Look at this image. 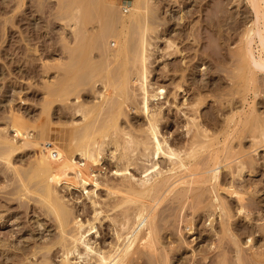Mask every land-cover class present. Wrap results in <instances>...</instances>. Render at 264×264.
<instances>
[{"label":"rangeland","instance_id":"rangeland-1","mask_svg":"<svg viewBox=\"0 0 264 264\" xmlns=\"http://www.w3.org/2000/svg\"><path fill=\"white\" fill-rule=\"evenodd\" d=\"M17 1L18 0H14V1L0 0V130L3 131L8 130L9 132L8 135H10V137H15V139L19 141L20 145L24 144L25 142V144L23 145L24 147L19 149L14 154L13 163L14 164L16 163L15 164L16 167L20 168L22 172L24 171L27 172V170L29 171V167H31L32 169V164L36 160L37 154L40 152L39 149L41 148L44 149L45 151L47 147L51 146V143L47 139H49L50 137L49 130H50V126L54 124L53 122L57 124L60 123L59 125L54 124L56 126H62V124L67 125L69 124L68 122L73 121L72 118L78 120L81 119L80 118L81 116L79 114H76V109H75L77 105L75 96L78 93V91L81 90L80 95L82 94L81 95L82 101L87 103L90 102L93 103L95 101V98L97 99L98 96V92H96V90L98 89L97 91L99 90L102 91L104 89L103 85H105L104 84L105 81H107L106 86L109 87L108 85L111 86L112 82H116L117 77L119 76L118 77L119 80L116 83H114V85L112 86L113 88H115L114 90H116V88L119 87L117 85H119L121 79L120 78L121 72H123L125 68H127L128 70L132 69L133 64L130 61L124 62L123 58H122L123 60L117 61L111 59L110 61L104 58V56L99 53L102 50L100 46L99 48L101 51L98 50L99 49L97 47L98 42L94 41L95 39L93 40V36L102 30L105 21L98 16L97 8H95V5H93L96 2L95 0L92 1V4L88 0L89 4L93 5L92 9H90V7L88 6L89 10L86 9L84 4H80L82 3V1L83 3H88L86 2V0H74V1L57 0L58 2L56 1V3L54 0H46V2L54 1L53 2L54 4L50 2V6L52 5L51 8L48 6L49 3H46L45 0H42L43 4L42 2L41 3H39L38 1L36 2V0H25L23 8L21 7L22 10L20 9V7H17L18 6L16 3ZM66 1H68V3ZM114 1L117 3V7H120V5L123 3L122 4L123 6L121 5L122 8L120 7L117 10L118 13H120L121 11L122 13L125 12V14L123 15L129 13L130 6L126 2L127 0H114ZM37 3L40 5H37ZM33 4L35 5L32 6ZM55 4L57 5L56 7ZM12 6L14 10L12 9ZM74 6L76 8H73ZM148 7H150L151 9L150 10L148 8L149 15L151 16L152 19V21L149 20L150 26L152 24L154 25L155 21L158 23V24L156 23V26L155 25L151 26V27H155V30L153 28V30L149 32V34L150 33L151 35L153 34L152 38L151 35L150 36L148 35L149 40L152 43L149 47V52H148L149 54H151L149 56L150 58L148 65H150L149 82L150 83L152 82L150 85L153 86L155 89H157L158 87L162 88L161 91L163 92L162 93L158 91V101L155 102H157L159 105H157L156 103L155 105L152 104L154 105L153 108L160 106L162 107L161 108L162 112L160 116H158L161 118V120L159 118V125H160L159 127L160 130L162 131V137L166 138L167 142L170 145H173L175 149L177 148H180V150L186 149V151L191 150L189 149L191 147L190 144H192L193 141L195 140L196 141L197 140L204 141L205 139L211 140L209 142H205L206 143L205 147H198V150L195 155L191 157H186L187 160L195 161L196 163L195 162L194 163L196 167L201 168L205 164L204 159L206 160V162L209 159L208 157L210 156L208 154H211V151L213 152L215 149H219V148L222 149V147L224 146L223 142L226 139L225 137L230 135L234 129L238 128V125H236L235 127V122L237 121L238 114L239 116H242L243 119L247 118L248 115H252V114H256L257 116H261V118H264V91H263L264 68L257 67L256 70H259L257 71L258 74L255 73L254 75H252L248 73L246 77L239 76L241 72L239 70L240 55L242 54L241 51L245 49V45H246L245 43L246 39L244 38L245 39L244 40L243 37H245V33L247 29L250 27V25L253 26L254 24L253 21L255 22V19L257 18L256 11L253 10L254 8L252 7L251 0H149ZM37 8H40L39 11L42 9L41 11H43L44 14L40 15V13L43 12L41 11L37 12L38 11ZM57 8L59 9L57 10ZM24 10H26L27 12L26 15L22 14L19 17L20 19L19 18L17 19L15 17L13 18L14 14H17L18 16L21 14V11ZM152 10L153 12L154 11L156 12L152 13L151 12ZM54 11L56 12L54 13ZM61 11L64 13H61ZM76 12L79 13L80 19L83 21L82 22L80 20V22L83 23V25L80 22H78L79 23L78 28L80 32L82 29L84 30L86 27L88 29V33L87 32H86L87 34L85 33L86 38L84 37L80 40L77 38V40L73 42V40H75L76 38H73L75 34L74 33L71 34V32L75 27L73 25L74 24L73 20L76 17V14H78ZM94 13L96 15H94ZM56 14H57V18H56ZM39 15L41 16V18ZM154 16L158 18H154ZM97 17L100 18V19L98 18L100 22L97 20ZM85 20H86V24H85ZM260 20L262 21H259L260 23L258 24V26L259 27L261 26L260 28L263 29L264 31V14L262 15V18ZM69 26L70 28H72L71 31L69 29ZM135 27L133 29L131 28L130 30L131 33L129 34L131 36L130 39L131 38L133 39L135 37L133 40L131 39L133 44L137 42L140 32V29L136 27L137 28L136 30ZM63 29L65 30V33ZM110 29L113 31L115 30L113 26L110 27ZM91 30L94 32H92ZM134 31H136V33ZM91 33L93 35H91ZM254 34L252 37L251 46H253L254 50L257 51L259 45L258 42L259 36L257 33H256L257 35ZM64 38L66 39L69 38L70 40L72 39V41H69V39L65 40ZM111 39H112L111 40L112 43L110 44V48L115 49L118 46V42L116 45L115 42L117 40L116 39L114 40V38ZM68 42L72 44L69 45ZM171 43L174 44L171 45ZM243 44L245 45L244 48L242 49ZM76 52L77 54L80 52V56L79 55L77 56ZM73 55H75L76 57ZM233 56H235L236 58L238 56V58L236 59ZM69 57L70 59H68ZM92 57L95 60H93ZM71 58L73 59L71 60ZM77 58L78 60H76ZM74 59L76 64L75 63L73 64L72 62L74 61ZM103 60L105 63L107 60V63L105 64ZM112 60L117 61L114 62L115 66L112 65L113 63ZM71 62L72 64H70ZM124 63L125 64L129 63L130 67H128L129 66L128 64L127 66ZM108 64L112 68L108 66ZM99 65L101 68L103 67L102 69L105 70L100 71L101 68L98 67ZM177 65L178 67H180V65L182 66L178 68ZM91 66L92 69H88L91 68ZM96 67L97 69H95L96 71H94L93 68ZM105 67L107 69H110V71L107 70V73H105L106 72ZM114 67H116L117 70ZM183 67L185 68L183 69ZM181 68L182 71H179V69ZM86 69L88 70V72L86 71ZM236 69L239 71H237ZM84 70L85 73L82 72ZM89 70H91L92 73ZM98 70L101 73L100 72L98 73ZM81 72L82 74H80ZM89 72L91 74H89ZM111 72H115L116 74L113 75L114 73L111 74ZM117 72L119 75L117 74ZM64 73L68 77L72 73H75L76 80H78L80 77V79H85L84 81L86 82L84 85L77 86L78 87L77 89H75L73 86H69V90L65 91V92L70 91L71 93L69 95L63 94L62 97H58L59 99L56 96H54L53 98H49L47 94L48 92L46 91L47 90L46 86L51 84L53 80L55 86L56 87L59 86L58 83L60 82V80L66 77ZM87 73L89 74L91 81H89L90 79L87 78ZM107 74H110L112 79L113 77H116L114 78V81L111 78L108 79L110 76H107ZM84 75H86V77ZM250 75L253 78V80H251V77H249ZM172 76H174V78ZM248 78L250 79L251 82L248 80ZM80 79L79 81H81ZM98 79L102 81L103 85L101 84V81ZM255 79L258 80V83L257 82L254 83V81H256ZM94 80L96 82L98 81L99 82L96 83ZM92 83L93 85H91ZM131 83L132 85L131 84L130 85L131 86L134 85L133 86L134 88L132 87V89L131 88L129 89L130 97H132L131 98L132 100L130 98L129 100L133 103V105L130 101L129 103L127 102L128 101V97H127L126 102L124 103L126 104L125 106L127 107H125L123 104V110H124L123 114H121V116L119 115L120 117L114 116V119H112V121L117 119L116 120L118 121L117 124H119L118 126H120V128L123 131L128 130L133 135L139 136L145 134L142 130L145 129L148 120L145 117V114L141 113L142 111L139 108L141 93H140V89H138V85H139L138 81H131ZM178 83H182L183 85V88L181 90L176 87V84ZM257 85L259 89L257 88ZM249 87L252 89V91L249 89ZM113 88L110 87L108 89L113 90ZM197 88L199 89V91L201 90L200 93H198ZM91 89H94L93 92L90 91ZM237 90H240L241 92ZM94 91L96 92L95 98H94L95 96ZM57 92L54 93L53 95H56ZM132 94H135V96L137 97H135ZM114 96L117 97V95ZM114 96H113V100L117 99L114 100L115 103L111 102L112 99L109 102L110 104L114 103V105L112 104L110 105V107H108L109 104L108 106L106 105V107L109 109L105 108L104 106L106 111H109V114H106V112L104 111L105 109H103L105 115H103L104 112L102 111L99 114V116L103 115L105 119L107 118L106 120H110L109 122H111L110 118L116 114V112L114 111L116 110V106H118V103L122 100L120 97L116 98ZM66 97H68L69 99H67V101H64ZM63 104H65V106ZM254 104H256V106ZM111 108L112 109L115 108V109L111 110ZM137 108H139L138 111L136 110ZM42 109L45 111H43ZM12 110L26 116V118L28 119L27 121L29 122L30 125V130L33 129L32 132H34L36 136L39 135L38 138L40 139V141H42L40 142L41 145L38 143L39 145L37 144L35 146L29 140L28 136L26 140V135H24L25 138L24 137L22 138L20 135L16 136V131L12 127H10L9 129H3L5 127L7 128V125L10 123L9 115ZM110 110L114 112H111L110 114ZM41 111H43V114ZM254 111H256L257 113ZM95 114L97 115V113H94V115ZM232 114L236 115L235 116L236 119L233 122H231L230 127H228L229 125H227V119H229V117H232ZM107 115L108 116L111 115L109 116L110 118H108ZM193 117L195 118L194 119L195 121L193 120ZM99 118L102 119L101 116ZM118 118L120 119V121L118 120ZM37 121H39L40 123L39 122L34 123ZM101 121H104V119ZM185 123H189L190 129H192L190 130V133L186 132L187 127ZM248 125H246L247 126L245 127L246 129L244 128L243 125L244 128L243 131L242 130L239 131L237 133L238 134L237 136L235 135H232L230 137L228 136L229 139L227 140V142L226 141L225 142L226 144L228 143L230 146L234 145L233 147L234 150L232 151L233 155L237 153V156H239V154L241 153V155L244 156L243 158H245L248 161H251L250 156L255 157L256 155V157L254 158L255 160H253V162L255 163L253 165H255L256 167L252 166L251 168L250 166H247L249 168L246 167L242 171H239V169H237L236 167L237 166L236 162H233L232 163L233 169L232 167H225V168L221 167V172H220L221 174H220V178L218 179L220 182L219 184L221 183L223 184V187L222 185L221 187L218 186L219 197L221 198L222 201L224 200L223 202L225 203L226 207L229 208L230 212L235 214L234 218L232 217L233 220L232 219L230 220L231 222L233 221L232 230L236 233L237 237L241 239L239 243L240 244L242 243L241 258L242 259L245 258V260L243 259L244 264L246 263L251 264L252 260L255 261L264 260V254H263L264 231L262 230L264 229V224H263L264 223V146H260L259 150L257 149V151L255 152H252V150H250L253 149L251 148V146L254 140L252 136L249 135L250 133L252 134V130H251L252 128H249L250 126ZM240 126L241 125H239V127ZM202 128L205 129L204 132ZM112 130L113 128L111 127L109 131ZM205 131L206 134L208 135L207 138L203 136V133H205ZM200 132H202V134ZM196 133L199 138L195 137L197 136ZM192 135L194 136V138ZM192 138L195 140H192ZM23 139H25L26 141H24ZM215 140L217 141V143ZM218 140L221 141L219 142ZM214 141L216 144L213 143ZM257 142H259L258 144H260V140ZM214 144L217 146H215ZM209 145L210 148L208 147ZM114 148H116L115 145L112 144H110L109 146L106 145L105 148L103 149L104 151L101 150L103 152L102 154L99 152V150L97 151L98 153H100V156L95 152L97 156L95 155L92 158L94 161L95 159L98 160H96L97 162L96 161L93 162L94 164L92 163L94 166L92 165L91 167L92 169L90 168V171L92 170L91 173H94L96 175L95 176L93 174L94 178L97 179V176L100 177V178L98 177L97 180L98 182H100V180L101 182H104L103 185L100 184L99 185L100 187L97 188L96 186H94V184L91 183L86 184L87 186L86 190H92V188L95 190L96 188L95 192H91L90 195L94 199L95 197L98 198L96 199L98 205L101 202L99 206L97 205L98 206L97 208L99 207L103 208L102 213H100L102 214L100 215V220H97L98 222L96 221L99 232L98 234L93 235V239H95L97 246L102 247L103 245L102 248L103 249L106 248L107 250L108 248H111L110 247L111 245L113 247V245L117 242V238L115 237L116 235L115 230L120 229L118 228L119 226L118 222L120 221L119 218L122 219L127 214L126 212L128 211H130L128 212V214H130L131 212L134 213L133 210H135L134 208L136 207L135 204L132 203L130 204L129 202L128 203L125 202L123 203V205L121 204L122 206L120 205L117 206L116 208L114 207L115 203L116 204L121 203L123 199L127 197L128 192L131 193L129 190H127L128 187H125L126 190L123 187L124 190L122 191L123 188L120 185L122 183L128 184L127 179L124 180L122 176L116 175L114 173V171L118 167H122L124 165L123 162L125 163L124 160L126 159L122 157V153L124 154L126 150V153L129 151L128 153L132 155V158L134 157L132 160L133 164L130 166V170L132 173H134V176L137 178L139 175L142 176L144 170L143 168H145L146 165H150L149 162L146 161L145 157L142 154H140L143 151L141 147L137 148L139 150L133 149L136 152H134L131 148L130 150H128L129 148H125L122 146L118 147L119 150L118 148L115 149L116 150L115 152ZM240 149L241 151H239ZM51 151H52V155H55L57 152L55 149ZM76 157L78 161L81 160L79 154H77ZM114 157L116 158L114 159ZM4 163L5 162L2 161V159H0V264H42L41 261H44L48 256L50 257V259L49 260L47 259L48 260V261L46 260L47 262H49L50 264L51 263L60 264L63 255L62 248H60L58 245L55 246L53 245L49 254H45L48 252H46L45 249L43 250L40 249V247H38V245L44 246L45 243H49L50 241L51 244L54 241V239L56 240L57 237H59L58 236L59 232H57L58 229L56 226L57 221L55 222L54 220L55 217L51 215L52 214L51 212H50L51 214L49 213L48 211L49 209L47 207L45 208V205L43 207L42 206L40 207L42 203L39 202L38 200L39 197H37L38 195H36L37 193L27 194L29 196L25 194L23 196L22 193H21L22 196L21 194L19 195L20 192H18L17 191L18 188H16L17 186L19 187L18 185L20 183L19 176L16 174L15 170H13L12 166L10 168L6 166L7 165L6 163L5 164ZM160 164L162 168L165 167L164 169H166L167 166L170 164V161L165 157H161ZM234 169L235 171L237 169L236 172L234 171L235 173H233ZM13 173H15V175ZM72 176L73 179L77 181V179L74 178V174H71V177ZM76 181L74 182L72 178H70V180L62 178L59 180V182H56L57 184L55 186L59 191L58 193H60L59 195H61L62 197L65 196V198L68 199L67 200L64 198L67 204L70 202L69 207L71 209L74 207V209H72L74 210V212L77 210L75 214L76 215L78 214L79 218L86 221L87 218L92 219L94 217L93 214L94 207L92 206L90 198L86 197L87 194L83 193L86 190H82L83 187L77 184ZM105 182H107V184H112L116 186H118L117 183L120 182L118 188L121 190V192L119 191L112 194L105 185ZM232 184L234 186H232ZM229 185L232 186L231 189H229V191L235 189L240 192H246V194L245 193L243 194L245 196L243 204L245 203V205L248 206L249 211L248 210L242 211L241 213L237 212L240 206L239 204L240 201L237 200L238 197L236 194L231 193V191L229 192L228 190L224 189V187L226 186L229 187ZM204 186L205 184L195 185L194 190L192 189V191L185 193V195L181 196L182 192L184 194L185 191H183L181 188L183 187V185H179V187H177V190L172 192L173 194L171 193L172 195L170 194L168 198L166 197V199L164 200L165 202L162 201L163 203L160 204L157 210V212L159 213L156 212L158 214L156 217V226L157 229L160 228L157 230L158 231L157 239H159V241L157 240L156 245L158 248L157 249L158 253L157 251L155 254L149 253V251L147 252V249H144V251H142L143 250L142 247H137L138 249L136 248L135 250H139V249L141 250L134 251L133 254L129 255L130 257L128 256L129 258L127 257L129 264L131 263L132 264L133 263L134 264H161V263L162 264H218V263L239 264L238 256H237L238 255L237 248L235 247V244H233L234 242L232 240V237H229V235L227 234H225L226 235L225 236L223 233H221L222 231H220L222 230L220 224V217L219 215H217V212L214 210V204H216V201L214 202V198L213 199L211 198L214 197L213 195H215L214 193L216 192L212 190L211 187L212 185L210 183H206V186L205 187ZM13 190L16 191L15 194L13 193L14 192ZM180 190L182 192L178 193ZM94 193H96L95 195L97 196H95ZM125 193L126 195H124ZM201 193L203 196L201 195ZM83 194L85 195L84 197ZM208 195L210 196L208 197ZM183 200L185 202H182ZM208 201L209 203H207ZM225 201H227L229 205ZM104 202L106 203L103 204ZM71 203L73 204V206ZM183 203L185 205H183ZM85 205L87 208L84 207ZM201 206L205 208L203 209L201 208ZM207 207H209L210 209L208 208L209 209L208 210ZM211 210H213V212ZM103 215L105 216L104 219H103L104 217ZM107 215H109L110 217H107ZM110 218L112 219L115 218V219L112 221L110 220ZM221 236L223 237V240ZM253 237H255L257 240L253 243H249L250 241L249 239ZM50 244H46V245H50ZM107 245L108 247H106ZM31 250L33 252H36L35 256L34 254L33 256H31L33 253ZM260 251H262V253ZM255 253L259 254L260 258ZM159 254L162 255L160 256ZM220 254H222V256H220ZM45 255H47L46 258ZM245 256H247L248 258L251 257L253 258L248 260V258ZM167 257L168 260H166ZM152 260L153 261L157 260V261L153 262ZM125 261L121 263L128 264L127 263L128 261L126 262ZM223 261L226 262L224 263ZM255 261L254 263L253 262L252 263L257 264V261L256 262ZM43 263L45 264V262Z\"/></svg>","mask_w":264,"mask_h":264},{"label":"bare ground","instance_id":"bare-ground-1","mask_svg":"<svg viewBox=\"0 0 264 264\" xmlns=\"http://www.w3.org/2000/svg\"><path fill=\"white\" fill-rule=\"evenodd\" d=\"M14 1V0H13ZM41 3L42 0H36V2ZM55 3L57 0H54ZM53 1V2H54ZM74 1V0H71ZM92 4L93 0H89ZM96 2L93 4L95 5V8H97L98 11V16L103 19L104 22V26L102 28L101 31H99L97 34H95L93 36V40L98 42V48L100 46V48L98 49L101 55L104 56V58L108 59L111 61V59L113 60H123L124 62L126 61H130L133 64L132 69L128 70L127 68H125V70L123 72H121V79L119 82V86L118 88H116V90H114L115 88H113L112 86L114 85V83H116L119 79L117 77L116 82H112L111 86L108 85L109 87H107L106 82L105 81V85L101 84L104 86L102 91H97L98 92V96L97 99L96 97V92H95V101L92 103H87L81 100V95H80V91H78V93L75 96L77 105L75 107L76 109V114H79L81 117V119H73V121L68 122L69 124L67 125H63L62 126H56L54 124H57L55 122L51 123L53 125L50 126V137L49 139H47L50 143L51 146L47 147V149H39V153L37 154L36 160L33 162L32 164V169L31 167H29V171L27 170L22 172L20 170V168L16 167V163H13V156L14 154L21 149L22 147H24L23 145L25 144H19V141L17 139H15V137H10L8 130L3 131L0 130V159H2V161H4L8 166L11 168H13V170H15L16 174L19 176V180L20 183L19 187L16 184V188L19 193V195L22 193L23 196L24 194L27 195L29 193H37L36 195H38L37 197H39V202L42 203L40 205V207L45 205V208L47 207L49 210V213L51 215H53L57 229L59 232L57 239L50 244L49 243H45L44 246H39L40 249H45L46 252L45 254H49V252L52 249V246L54 245H58L60 248H62L63 250V255L60 261V264H120L121 262L125 261L126 258L130 255L133 254L134 251H139V250H135L137 247H142L144 251V249H147V252L149 251V253H153L155 254L157 251V240L159 241V239H157V226H156V217H157V210L158 207L160 206V204H162L166 197L168 198V196H170V194L174 191L177 190V187H179V185H183L182 190L185 191L184 194L183 192L180 190L178 193L182 192V195H185V193H188L190 191H192V189L194 190L195 185H203L206 183H210L212 186V190H214L216 193H214L215 195H213L214 197H211L212 199L214 198V202L216 201V204H214V210L217 212V215H219L220 217V224L222 227V231L221 233H223L224 235L227 234L229 235V237H232L233 240V244H235V247L237 248V256H238V263L239 264H244L243 259L245 260V258H241V253H242V248H241V244L240 242V238L237 237L236 233L232 230V223L230 219L233 220L235 214H233L232 212H230L229 208L226 207L225 203L221 200V198L219 197V187H223V184H219V178H220V172H221V167H232V163L236 162L237 164V169H239V171H242L243 169H245L247 166H250L252 168V166L256 167L253 160H255L254 156H250L251 157V161L246 160L245 158H243L244 156L241 155V153L239 154V156H237V153L233 155L232 151L234 150V145L230 146L228 143L226 144L227 140L229 139L230 136L235 135L237 136L239 131H243V129L245 127H247L246 125L250 126L249 128H252V134L248 133L249 135L252 136L253 138V143L250 149L252 150V152L257 151V149L259 150L260 146H264V118H261V116H257L256 114H252V115H248L247 118H242V116L237 117V121L235 122V127L236 125H238V128L234 129L230 135H227V137H225V143L223 142L224 146L222 147V149H215L213 152L211 151V154H208L210 157H208L209 159L206 160L204 159V165L199 168L195 166V161H190L187 160L186 157H191L193 155L196 154L198 147H205L206 143L205 142H209L211 140H204V141H199V140H195L192 138L193 141L191 145V147L189 149H191L190 151H186V149L184 150H180V148L175 149L173 147V145H170L167 142V139L162 137V131L160 130V125H159V118L158 116H160L161 114V106L160 107H156L153 108V106L155 105V103L157 105H159L157 102L158 101V91L162 92V88H157L155 89L153 86H151L149 82V56L151 54H149V47L152 44L149 40V36L151 35V33L149 34V32H151L155 27H151L150 26V22L149 20L152 21L151 16L149 15V9L150 7H148L149 4V0H127V4H129L130 9H129V13L126 15L125 12L122 13V11L118 13V9L121 7H117V3L114 0H95ZM10 2V1H9ZM35 2V3H36ZM46 2V0H45ZM50 2L48 1L46 3H49V7L51 8L52 5L50 6ZM53 2H51L52 4H54ZM58 2V1H57ZM62 2V1H61ZM60 2V3H61ZM68 3V1H66ZM86 2H88V0H86ZM252 2V7L254 8L253 10L256 11V15L257 18L255 19V22L253 21V26L250 25V27L247 29L246 33H245V37H243V39H246V45L243 44L242 49L244 48L245 45V49L242 52V54L240 55V63H239V70L241 71L239 76L242 77H246L247 74H252L254 75L255 73L258 74L256 70L257 67H263L264 68V31L263 29H261L258 24L260 23L259 21L262 18V15L264 14V0H251ZM17 7H21L23 8V5L25 3V0H18L17 2ZM65 3V2H64ZM15 4V3H14ZM43 4V2H42ZM41 4V5H42ZM80 4H84L86 9L89 10L88 6L90 7V9H92L91 4L88 3H80ZM35 4H33L32 6H34ZM37 5H40L37 3ZM45 5V4H44ZM78 5V3H77ZM76 5V7H77ZM119 5V4H118ZM47 6V5H46ZM47 6V7H48ZM57 5L55 4V7ZM70 6V5H69ZM123 6V5H122ZM39 7V6H38ZM54 7V8H55ZM68 7V6H67ZM75 6L73 8H76ZM35 8V7H34ZM44 8V7H43ZM122 8V7H121ZM129 8V7H128ZM127 8V9H128ZM149 8V9H148ZM13 9V6H12ZM11 9V10H12ZM38 11L40 12L39 9L37 8ZM53 9V8H52ZM50 9V10H52ZM59 8H57L58 10ZM72 9V8H71ZM126 9V8H125ZM153 9V7H152ZM10 10V11H11ZM14 10V9H13ZM18 10V9H17ZM22 10V9H21ZM49 10V11H50ZM56 10V9H55ZM85 10V9H84ZM124 10V9H123ZM151 10V9H150ZM156 10V9H155ZM68 11V10H67ZM91 11V10H90ZM94 11V10H93ZM125 11V10H124ZM43 12V11H41ZM56 11H54L55 13ZM66 12V11H65ZM87 12V11H86ZM89 12V11H88ZM152 13L156 12L153 10L151 11ZM46 13V12H45ZM52 13V12H51ZM59 13V12H58ZM61 13H64L61 11ZM72 13V12H71ZM78 13V12H76ZM93 13V12H92ZM22 14L26 15L27 12L26 10L21 11V14L17 16V14H14L13 18H19ZM44 14L43 13H40ZM86 14V13H85ZM38 15V14H37ZM39 15V16H40ZM51 15V14H50ZM71 15V14H70ZM73 15V14H72ZM83 15V13H82ZM81 15V16H82ZM87 15V14H86ZM94 15H96L94 13ZM63 16V15H62ZM69 16V15H68ZM150 16V19H149ZM64 17V16H63ZM90 17V16H89ZM97 17V20L98 18ZM183 17V16H182ZM41 18V16H40ZM56 18H57V14H56ZM68 18V17H67ZM72 18V17H71ZM99 18V19H100ZM154 18H158L155 17ZM20 19V18H19ZM83 19V18H82ZM181 19V18H180ZM179 19V20H180ZM183 19V18H182ZM52 20V19H51ZM66 20V19H64ZM62 20V21H64ZM80 16L79 13L76 14V17L74 18L73 22H74V28L71 32L75 34V36L73 38H76L74 41L77 40V38L80 40L82 38L85 37V33H88V29L85 27V29L79 30L78 28V22H80ZM102 20V21H103ZM53 21V20H52ZM60 21V20H59ZM61 21V22H62ZM82 21V20H81ZM99 21V20H98ZM181 21V20H180ZM83 22V21H82ZM100 22V21H99ZM63 23V22H62ZM81 23V22H80ZM96 23V21H95ZM152 23V22H151ZM156 21L154 23V25L156 26ZM70 24V23H69ZM72 24V23H71ZM83 25V23H81ZM85 24H86V20H85ZM84 24V25H85ZM100 24V23H99ZM98 24V25H99ZM158 24V23H157ZM252 24V23H251ZM89 25V23H88ZM153 25V26H154ZM160 25V23H159ZM63 26V25H62ZM72 26V25H70ZM69 29L71 31L72 28ZM87 26V25H86ZM115 29L114 31L110 29V27H112ZM137 27L140 29L139 32V36L137 39V42L133 44L131 39H130V33H131V28L133 29L134 27ZM65 27V26H64ZM80 27V25H79ZM135 27V28H136ZM159 27V26H157ZM48 28V27H47ZM46 28V29H47ZM55 28V27H54ZM84 28V27H83ZM95 28V27H94ZM136 28V30H137ZM90 29V27H89ZM93 29V28H92ZM101 29V27H100ZM138 29V30H139ZM64 30V29H63ZM94 30V29H93ZM67 31V30H66ZM68 31V32H70ZM83 31V32H82ZM92 31V30H91ZM96 31V30H95ZM133 31V30H132ZM67 32V33H68ZM94 32V31H92ZM112 32V33H111ZM136 33V31H134ZM133 32V33H134ZM65 33V30H64ZM66 33V34H67ZM86 33V34H87ZM90 33V31H89ZM134 33V34H135ZM155 33V32H154ZM258 34L259 36V45H258V49L257 51L254 50L253 46H251L252 44V37L253 34ZM65 34V35H66ZM254 34V35H255ZM256 34V35H257ZM69 35V34H68ZM91 35H93L91 33ZM149 35V36H148ZM153 35V34H152ZM151 35V38H152ZM155 35V34H154ZM67 36V35H66ZM70 36V35H69ZM90 36V35H89ZM135 36V35H134ZM68 37V36H67ZM72 37V36H71ZM92 37V36H91ZM90 37V38H91ZM156 37V36H155ZM70 38V37H69ZM68 38V39H69ZM86 38V37H85ZM114 38V40L116 39L117 41L115 42L117 45L118 42V46L116 47L115 45V49H111L110 48V44L112 43V39ZM135 38V37H134ZM133 38V39H134ZM255 38V37H254ZM257 38V37H256ZM65 40H68L66 38H64ZM110 39V40H109ZM132 39V40H133ZM154 39V38H153ZM244 39V40H245ZM89 40V39H87ZM92 40V41H93ZM136 40V39H135ZM176 40V39H175ZM69 41H72V39ZM85 41V40H84ZM100 41V43H99ZM173 42V41H172ZM69 43V42H68ZM76 43V42H75ZM80 43V42H79ZM256 43V42H255ZM72 43H69V45ZM83 44V43H81ZM80 44V45H81ZM95 44V43H94ZM174 43H171V45H173ZM177 44V42H176ZM87 46V45H86ZM90 46V45H89ZM93 46V44H92ZM178 46V45H177ZM257 46V45H256ZM78 47V45H77ZM192 47V46H191ZM74 48V47H73ZM83 48V47H82ZM81 48V49H82ZM91 48V47H90ZM180 48V47H179ZM78 49V50H81ZM77 50V51H78ZM69 51V50H68ZM180 51V50H179ZM57 52V51H56ZM151 52V51H150ZM182 52V50H181ZM180 52V53H181ZM66 53V52H65ZM73 53V52H72ZM85 53V52H84ZM98 53V55H99ZM77 54V52H76ZM88 54V53H87ZM86 54V55H87ZM97 54V53H96ZM237 54V53H236ZM80 56V52L77 54V56ZM172 55V54H171ZM184 55V54H183ZM75 56V55H73ZM82 56V55H81ZM97 56V55H96ZM95 56V57H96ZM186 56V55H185ZM68 57V55H67ZM66 57V58H67ZM76 57V56H75ZM94 57V58H95ZM235 57V56H233ZM63 58V57H62ZM79 58V57H78ZM78 58L76 60H78ZM101 58V57H100ZM123 58V59H122ZM183 58V57H182ZM185 58V57H184ZM236 58V57H235ZM238 58V56H237ZM236 58V59H237ZM64 59V58H63ZM70 59V57L68 58ZM73 58H71L72 60ZM86 59V58H85ZM84 59V60H85ZM93 59V57H92ZM67 60V59H66ZM65 60V61H66ZM95 60V59H93ZM112 60V61H113ZM63 61V60H62ZM70 61V60H69ZM98 61V60H97ZM117 61H113L112 65H114V62ZM122 61V62H123ZM237 61V60H236ZM68 62V61H67ZM73 64L75 63V59L74 61H72ZM72 62L70 64H72ZM85 62V61H84ZM104 62V60H103ZM61 63V62H60ZM78 63V62H77ZM95 63V62H94ZM98 63V62H97ZM102 63V62H101ZM105 63V62H104ZM107 63V60H106ZM105 63V64H106ZM110 63V65H111ZM119 63V62H118ZM76 64V63H75ZM89 64V63H88ZM104 64V65H105ZM116 64V63H115ZM122 64V63H120ZM125 64V63H124ZM123 64V65H124ZM129 65V63H126L125 65ZM187 64V63H186ZM61 65V64H60ZM64 65V64H63ZM82 65V64H81ZM80 65V66H81ZM95 65V64H94ZM103 65V66H104ZM108 64V66H110ZM119 65V64H118ZM127 65V66H128ZM72 66V65H71ZM85 66V65H84ZM83 66V67H84ZM115 66V65H114ZM182 65H180L181 67ZM77 67V66H76ZM99 68L100 65L98 66ZM107 67V66H106ZM105 67V68H106ZM111 67V66H110ZM117 67V66H116ZM116 67H114L116 69ZM130 67V65L128 66ZM178 67V65H177ZM178 67V68H180ZM188 67V66H187ZM238 67V66H236ZM85 68V67H84ZM83 68V69H84ZM103 68V67H102ZM100 69L101 70H105V69ZM108 68V67H107ZM106 68V72L107 70L110 71V69ZM112 68V67H111ZM176 68V67H175ZM185 67H183L184 69ZM81 69V68H80ZM88 69H92L88 68ZM96 68H93L94 71H96ZM127 69V70H126ZM188 69V68H186ZM114 70V69H112ZM111 70V71H112ZM117 70V69H116ZM237 70V69H236ZM237 70V71H239ZM263 70V69H262ZM73 71V70H72ZM71 71V72H72ZM86 71L88 72V70L86 69ZM91 73L92 71L89 70ZM98 70V73L100 72ZM102 71V72H103ZM120 71V70H119ZM118 71V72H119ZM176 71V70H175ZM179 71H182V68L179 69ZM57 72V71H56ZM55 72V74H56ZM83 73H85V70L82 71ZM82 72L80 74H82ZM89 72V74H91ZM117 72V74H118ZM58 73V72H57ZM101 73V72H100ZM114 73V74H113ZM151 73V71H150ZM59 74V73H58ZM65 74V73H64ZM89 74L87 73V78H89L91 81V78L89 76ZM111 74L115 75V72H111ZM237 74V73H236ZM47 75V74H46ZM66 75V74H65ZM119 75V74H118ZM62 76V75H61ZM81 76V75H80ZM86 77V75H84ZM83 76V78H84ZM99 76V75H98ZM97 76V77H98ZM106 76V75H105ZM107 76H110V74H107ZM175 76V75H174ZM174 76H172L174 78ZM183 76V75H181ZM187 76V75H186ZM54 77V76H53ZM59 77V76H58ZM94 77V76H92ZM251 77V75L249 76ZM257 77V76H256ZM254 77V78H256ZM57 78V77H56ZM78 78V77H77ZM82 78V77H81ZM107 78V77H104ZM103 78V79H104ZM111 76L108 78L110 79ZM113 77V81H114ZM177 78V77H176ZM179 78V77H178ZM240 78V77H239ZM258 78V77H257ZM80 79V77H79ZM76 80V75L75 73H72L69 77L66 75V77H64L62 80H60V82L58 83L59 86H55L54 84V80H53V84H49L47 85V94L49 96V98H53L54 96L58 97H62L63 94L65 95H69L71 92H65L69 90V86H73L75 89H77V86H81L84 85L86 81H84L85 79H80L81 81ZM102 79V80H103ZM172 79V78H171ZM185 79V78H182ZM181 79V82H182ZM47 80V79H46ZM83 80V81H82ZM88 80V79H87ZM107 80V79H106ZM176 80V79H175ZM174 80V81H175ZM188 80V79H187ZM238 80V79H237ZM245 80V79H244ZM248 80L250 81V79L248 78ZM251 80H253V78L251 77ZM258 83V80L255 79ZM49 81V80H48ZM47 81V82H48ZM88 81V82H89ZM95 81V80H94ZM109 81V80H108ZM131 81H138V89H140V93H141V100L139 101L140 105L139 108L142 111L141 113L145 114V117L147 118L148 122L146 123V127L145 129H143L142 131L145 133L144 135H133L130 131H123L120 126H118L119 124L118 121L113 120L114 116H118L120 117L121 114H123L124 110H123V104L126 102V99L128 97V103H129V98L131 99L132 97H130V93H129V89L134 86H131L132 83ZM173 81V82H174ZM184 81V80H183ZM56 82V81H55ZM96 82V81H95ZM93 82V83H95ZM99 82V81H98ZM96 82V83H98ZM187 82V81H185ZM234 82V81H233ZM251 82V81H250ZM93 83L91 85H93ZM109 83V82H108ZM199 83V82H198ZM90 84V83H88ZM131 84V85H130ZM135 84V83H134ZM261 84V83H260ZM131 87H130V86ZM198 85V84H197ZM246 85V84H245ZM55 86V87H54ZM87 86V85H86ZM201 86V85H200ZM205 86V85H204ZM240 86V85H239ZM243 86V85H242ZM91 87V86H90ZM89 87V88H90ZM113 88V90H110L108 88ZM176 87L178 89H182L183 85L182 83H178L176 84ZM198 87V86H197ZM253 87V86H252ZM97 88V87H95ZM134 88V87H133ZM185 88V87H184ZM187 88V87H186ZM203 88V87H202ZM200 88V89H202ZM258 88V85H257ZM74 89V90H75ZM190 89V87H189ZM198 89V88H197ZM249 89L252 91V89L249 87ZM259 89V88H258ZM87 90V88H86ZM94 89H91L90 91L93 92ZM165 90V89H164ZM179 90V91H180ZM192 90V89H191ZM241 90V89H240ZM240 90H237L239 92H241ZM58 91V92H57ZM133 91V90H132ZM197 91V90H196ZM201 91V90H200ZM199 89H198V93H200ZM259 91V90H258ZM264 91V90H263ZM56 95H53L54 93H56ZM77 92V91H76ZM136 92V90H135ZM89 93V92H88ZM163 93V92H162ZM233 93V92H232ZM258 93V92H257ZM256 93V94H257ZM74 94V95H75ZM92 94V93H91ZM197 94V93H196ZM117 95V97H120L122 100L118 103V106H116V110H114L115 108H111V110H114L116 112L115 115H113V117H109L111 115H107L108 118L111 119V122H109L110 120H106L105 117L103 115L109 114V111H106L105 108L106 105L110 107V105H114L115 101L117 99L113 100V96ZM135 96V94H132ZM199 95V94H198ZM229 95V94H228ZM91 96V95H90ZM133 96V97H134ZM139 96V94H138ZM162 96V95H160ZM159 96V97H160ZM261 96V95H260ZM116 97V96H114ZM116 97V98H117ZM137 97V96H135ZM48 98V99H49ZM59 99V98H58ZM66 99V100H65ZM64 99V101H67V99H69L68 97H66ZM88 99V98H87ZM112 99V101H111ZM136 99V98H135ZM45 100V99H44ZM55 100V99H54ZM132 100V99H131ZM199 100V99H198ZM53 101V100H52ZM63 101V100H62ZM88 101V100H87ZM93 101V100H92ZM114 102V103H109V102ZM137 101V100H136ZM135 101V102H136ZM201 101V100H200ZM50 102V101H49ZM89 102V101H88ZM131 102V101H130ZM254 102V99H253ZM73 103V102H72ZM132 103V102H131ZM198 103V102H197ZM201 103V102H200ZM256 103V102H255ZM154 104V105H152ZM222 104V103H221ZM251 104V103H250ZM65 106V104H63ZM126 104H124L125 106ZM133 105V103H132ZM138 105V104H137ZM156 105V106H157ZM256 106V104H254ZM72 106V107H73ZM105 106V108H104ZM129 106V105H128ZM135 106V105H134ZM163 106V105H162ZM127 107V106H125ZM137 107V106H136ZM200 107V106H199ZM45 108V107H44ZM69 108V107H68ZM139 108H137L136 110L138 111ZM192 108V107H191ZM103 109H105L103 111ZM109 109V108H107ZM118 109V111H117ZM126 109V108H125ZM135 109V108H134ZM196 109V108H195ZM232 109V108H231ZM43 110V109H42ZM110 110V114L111 111ZM192 110V109H191ZM244 110V109H243ZM256 110V109H255ZM45 111V110H43ZM43 111L42 114H43ZM102 112H104L103 115H100L102 119H100L99 114ZM129 111V110H128ZM232 111V110H231ZM250 111V110H249ZM257 111V110H256ZM254 111V112H256ZM242 112V111H241ZM252 112V110H251ZM250 112V113H251ZM94 113H97V115ZM127 113V112H126ZM130 113V112H129ZM249 113V114H250ZM257 113V112H256ZM41 115V114H40ZM57 115V114H56ZM120 115V116H119ZM129 115V114H128ZM234 115V116H233ZM242 115V114H241ZM228 116V115H227ZM235 114H232V117H229V119H227V125H229L228 127H230V123L233 122L236 118H235ZM40 117V116H39ZM38 117V118H39ZM104 117V118H103ZM211 117V116H210ZM128 118V117H127ZM192 118V117H191ZM40 119V118H39ZM38 119V120H39ZM104 121H101L103 120ZM129 119V118H128ZM127 119V120H128ZM195 118L193 117V120ZM9 124L7 125V128H3V129H9L10 127H12L15 131H16V136L20 135L22 138L24 137V135H26V140H27V136L29 137V140L36 146L38 143L40 144V139L38 138V136H36L34 134V132H32V130H30V125L29 122L27 121L28 119L26 118L25 115L18 113L14 110L11 111L10 115H9ZM106 120V121H105ZM118 120L120 121V119L118 118ZM122 120V119H121ZM161 120V118H160ZM36 121V120H35ZM101 121V122H100ZM131 121V120H130ZM195 121V120H194ZM203 121V120H202ZM226 121V120H225ZM34 122V123H38ZM188 122V121H187ZM40 123V122H39ZM120 123V122H119ZM191 123V122H190ZM60 124V123H59ZM57 124V125H59ZM122 124V123H121ZM120 124V125H121ZM127 124V123H126ZM186 124V129H187V133H190V127H189V123H185ZM132 125V124H131ZM198 125V124H197ZM239 125H241L239 127ZM244 125V128H243ZM141 126V125H140ZM143 126V125H142ZM113 128L112 131H109L110 128ZM132 127V126H130ZM136 127V126H135ZM193 127V126H192ZM191 127V128H192ZM199 127V126H198ZM233 127V126H232ZM33 128V127H32ZM134 128V126H133ZM139 128V127H138ZM209 128V127H208ZM217 128V127H216ZM131 129V128H130ZM142 129V128H140ZM200 129V128H199ZM203 132H204V128ZM226 129V127H225ZM246 129V128H245ZM132 130V129H131ZM207 130V129H206ZM133 131V130H132ZM217 131V130H216ZM231 131V129H230ZM7 132V133H6ZM196 132V131H195ZM194 132V133H195ZM142 133V132H140ZM186 133V134H187ZM202 134V132H200ZM208 133V132H207ZM234 133V134H233ZM11 134V133H10ZM244 134V133H243ZM190 135V134H189ZM197 135V133H196ZM211 135V134H210ZM241 135V134H239ZM191 136V137H192ZM201 136V135H200ZM204 137H208V135L205 133H203ZM190 137V139H191ZM195 137H198L195 136ZM220 137V136H219ZM25 138V137H24ZM199 138V137H198ZM197 138V139H198ZM219 139V138H218ZM231 139V138H230ZM233 139V137H232ZM24 141H26L25 139H23ZM189 140V139H188ZM260 140V144H258ZM216 141V140H215ZM215 141L213 143H215ZM219 142L221 140H218ZM192 142V141H191ZM218 142V144H219ZM184 143V142H183ZM217 143V141H216ZM215 143V144H216ZM38 144V145H39ZM115 145L117 149L118 147H125V148H129L128 150H130V148L133 149H137L138 147H141L143 149V151L140 153L142 154L146 161L149 162L150 165H146L145 168H143V173L142 176H138L135 177L134 173L131 172L130 170V166L133 164L132 160V155H130V153H126V150L124 152V154L122 153V157L125 158L121 159L124 160L125 163L123 162V166L122 167H118L114 173L116 175L122 176L124 178V180L127 179L128 184L122 183L120 184L122 186V188L124 187H128L127 190H129L131 193L128 192L127 197L123 199V201L121 203H118L114 205V207L116 208L117 206H120L121 204L123 205V203H132L135 204V210L134 213L131 212L130 214H128V212H126L127 214L120 219L119 218V226L118 228L120 229H116L115 230V237L117 238V242L113 245L110 246L111 248H108V250L105 248L103 249V245L101 246H97L95 239H93V235L98 234V225L96 224L97 220H100V213H102V209L101 207L97 208L98 202L96 199H98L97 197L92 198L91 197V192H95V190L92 188V190H86L87 186L86 184L91 183L94 184V186H96L97 188L100 187L99 185H103L104 182H98V177L97 179L94 178V173H91L90 168L92 167V165L94 164L93 162H95L98 159H95V161L92 159L93 156H97V154L100 156V153L102 154L103 152L101 150H103L105 148L106 145ZM186 144V143H185ZM189 144V142H188ZM187 144V145H188ZM214 144V145H215ZM222 144V143H221ZM220 144V145H221ZM32 145V144H31ZM41 145V144H40ZM176 145V144H175ZM33 146V145H32ZM217 146V145H215ZM210 148V145L208 146ZM183 148V147H181ZM241 148V146H240ZM56 150V154L52 155V151L51 150ZM112 149V148H111ZM236 149V148H235ZM238 149V148H237ZM243 149V148H242ZM99 150L100 153H98L97 151ZM106 150V149H105ZM119 150V148H118ZM139 150V149H137ZM141 150V149H140ZM212 150V149H211ZM249 150V151H250ZM104 151V150H103ZM123 151V149H122ZM134 151V150H133ZM241 151V149L239 150ZM244 151V150H243ZM95 152L97 154H95ZM116 152V150H115ZM136 152V151H134ZM139 152V151H138ZM235 152V151H234ZM237 152V151H236ZM245 152V151H244ZM79 154L81 157V160H77L76 155ZM115 154V153H113ZM132 154V153H131ZM247 154V153H246ZM207 155V154H205ZM204 155V157H205ZM104 156V155H103ZM120 156V155H118ZM138 156V155H137ZM203 156V155H202ZM201 156V157H202ZM249 156V155H248ZM161 157H165L170 161V164L167 166L166 169H164L165 167L162 168L161 164H160V158ZM203 157V158H204ZM116 157H114L115 159ZM118 158V157H117ZM193 159V157H192ZM197 159V158H196ZM207 159V156H206ZM248 159V158H247ZM257 159V158H256ZM250 160V158H249ZM202 161V159H201ZM15 162V160H14ZM97 162V161H96ZM120 162V159H119ZM146 162V163H147ZM195 162V163H194ZM200 162V161H199ZM256 162V161H255ZM4 163V164H5ZM93 163V164H92ZM99 163V162H98ZM122 163V161H121ZM137 163V161H136ZM142 163V162H141ZM257 163V162H256ZM28 164V163H27ZM200 164V163H199ZM235 164V163H234ZM100 165V164H99ZM19 166V165H18ZM94 166V165H93ZM97 166V165H95ZM164 166V165H163ZM133 167V166H132ZM253 167V168H254ZM139 168V167H138ZM235 168V167H234ZM249 168V167H247ZM250 168V169H251ZM28 169V168H27ZM31 169V170H30ZM92 169V168H91ZM233 169V167H232ZM236 169V171H237ZM11 170V171H13ZM137 171V170H136ZM235 169L233 170V173ZM142 172V171H141ZM230 172V170H229ZM139 173V172H138ZM243 173V172H242ZM15 175V173H13ZM71 174H74V178L77 179V181L75 179H73V176L71 177ZM94 174V175H93ZM144 174V175H143ZM239 174V173H238ZM244 174V173H243ZM13 175V176H14ZM98 175V174H97ZM136 175V174H135ZM240 175V174H239ZM96 176V175H95ZM107 177V176H106ZM105 177V178H106ZM16 178V177H15ZM65 178L70 180V178H72V180L75 182H77V184H79L82 188V190H86L83 193H86V197L90 198V201L92 203V206L94 207V217L92 219H88L86 221L82 220L81 218L78 217V214L76 215L75 212H77V210L74 212V207L71 209L69 207V203L67 204V202L64 200L65 196L62 197L61 195H59L60 193H58L59 191L56 188V182H59L60 179ZM100 178V177H99ZM120 179V178H119ZM17 180V179H16ZM106 180V179H105ZM117 180V179H116ZM123 180V179H122ZM18 181V180H17ZM108 181V180H107ZM121 181V180H120ZM122 182V181H121ZM111 183V182H110ZM120 183V182H119ZM119 183H117V185L119 186ZM15 184V182H14ZM76 184V185H77ZM78 185V186H79ZM105 185L107 186L108 190L113 194L115 192H121V190L118 188V186L116 185H112V184H107V182H105ZM137 185V186H136ZM256 185V184H255ZM68 186V185H67ZM204 186V187H205ZM225 186V185H224ZM232 186H234L232 184ZM229 185L224 187V189L228 190L231 189V187ZM65 187V186H64ZM77 187V186H76ZM93 187V186H92ZM105 187V186H104ZM202 187V186H201ZM89 188V186H88ZM124 188L122 189V191L124 190ZM180 188V189H181ZM199 188V187H198ZM207 188V187H206ZM235 188V187H234ZM15 189V188H14ZM197 189V188H195ZM211 189V188H210ZM237 189V188H236ZM81 190V191H82ZM126 190V188H125ZM202 190V189H201ZM207 190V189H206ZM14 191V190H13ZM209 191V190H208ZM206 191V192H208ZM211 191V190H210ZM231 191V190H230ZM229 191V192H230ZM126 192V191H125ZM201 192V191H200ZM205 192V193H206ZM14 194L16 193V191L13 192ZM107 193V192H106ZM110 193V194H111ZM211 193V192H210ZM228 193V192H227ZM231 193H234L237 195L238 199L240 201V206L238 208L237 212H242V211H249V208L247 205H245V203L243 204V201L245 199V196L243 195L244 193L246 194V192H240L237 190H232ZM21 194V196H22ZM96 193H94L95 195ZM173 194V193H172ZM171 194V195H172ZM213 194V193H212ZM230 194V193H229ZM18 195V194H17ZM18 195V196H19ZM64 195V194H63ZM93 195V194H92ZM93 195V196H94ZM126 195V193L124 194ZM194 195V194H193ZM202 195V193H201ZM200 195V196H201ZM29 196V195H27ZM31 196V195H30ZM72 196V195H71ZM85 195L83 194V197ZM97 196V195H95ZM100 196V195H99ZM108 196V195H107ZM117 196V195H115ZM177 196V195H176ZM195 196V195H194ZM193 196V197H194ZM203 196V195H202ZM210 195H208L209 197ZM212 196V195H211ZM26 197V196H25ZM179 197V195H178ZM189 197V195H188ZM207 197V198H208ZM32 198V197H31ZM104 198V197H103ZM108 198V197H107ZM115 198V197H114ZM123 198V197H122ZM175 198V197H174ZM181 198V197H180ZM37 199V198H36ZM67 199V198H65ZM106 199V198H105ZM111 199V198H110ZM121 199V198H119ZM188 199V198H187ZM196 199V198H195ZM211 199V200H212ZM224 199V198H223ZM68 200V199H67ZM74 200V199H73ZM80 200V199H79ZM102 200V199H101ZM200 200V199H199ZM207 200V199H206ZM35 201V199H34ZM37 201V200H36ZM71 201V200H70ZM84 201V200H83ZM113 201V200H112ZM177 201V200H176ZM190 201V200H189ZM205 201V200H204ZM38 202V201H37ZM165 202V201H164ZM171 202V201H170ZM182 202H185L184 200ZM212 202V201H211ZM210 202V204H211ZM227 203V201H225ZM84 203V202H83ZM106 202H104L103 204H105ZM209 203V201L207 202ZM72 204V203H71ZM88 204V203H87ZM86 204V205H87ZM194 204V203H193ZM228 204V203H227ZM86 205L84 207H86ZM98 205V206H97ZM121 205V206H122ZM168 205V204H167ZM183 205H185L183 203ZM229 205V204H228ZM73 206V204H72ZM76 206V205H75ZM81 206V205H80ZM102 206V205H101ZM205 206V205H204ZM213 206V205H212ZM211 206V207H212ZM89 207V206H88ZM103 207V206H102ZM112 207V208H114ZM128 207V204H127ZM192 207V206H191ZM210 207V206H209ZM207 207V209L209 208ZM87 208V207H86ZM101 208V209H100ZM124 208V207H123ZM201 208H205L203 206H201ZM42 209V208H41ZM91 209V208H90ZM120 209V208H119ZM126 209V208H125ZM132 209V208H131ZM195 209V208H194ZM210 209V208H209ZM208 209V210H209ZM105 210V209H104ZM111 210V209H110ZM108 210V211H110ZM118 210V209H117ZM180 210V209H179ZM46 211V210H43ZM113 211V210H112ZM213 212V210H211ZM232 211V210H231ZM118 212V211H117ZM157 212V213H156ZM206 212V211H205ZM47 213V212H46ZM82 213V212H80ZM108 213V212H107ZM210 213V212H209ZM233 215H232V214ZM239 213V214H240ZM121 214V213H120ZM170 214V213H169ZM181 214V213H180ZM250 214V213H249ZM110 215V213H109ZM109 215H107V217H110ZM112 215V214H111ZM118 215V214H117ZM124 215V214H122ZM182 215V214H181ZM212 215V213H211ZM50 216V215H49ZM48 216V217H49ZM104 216V215H103ZM116 216V215H114ZM169 216V215H168ZM102 217V216H101ZM161 217V216H160ZM163 217V216H162ZM210 217V216H209ZM233 217V218H232ZM52 218V217H50ZM105 218V216L103 217V219ZM115 219V218H114ZM112 218H110V220H114ZM158 219V218H157ZM53 220V219H52ZM102 220V219H101ZM118 221V220H116ZM98 222V221H97ZM158 222V221H157ZM176 223V222H175ZM187 223V222H186ZM264 224V223H263ZM113 225V224H112ZM117 225V224H116ZM158 225V224H157ZM160 225V224H159ZM234 225V224H233ZM249 225V224H248ZM256 225V224H255ZM262 225V224H261ZM262 228V227H261ZM219 230V229H218ZM256 230V229H255ZM261 230V229H260ZM264 231V229H262ZM261 230V231H262ZM219 231V232H220ZM254 231V230H252ZM162 232V231H161ZM217 232V231H215ZM259 232V231H258ZM220 233V234H221ZM251 234V233H250ZM218 235V233H217ZM226 236V235H225ZM98 237V236H97ZM114 237V239H115ZM228 237V236H227ZM222 240L223 237L221 236ZM219 238V239H221ZM230 239V238H229ZM231 240V241H232ZM243 240V239H242ZM249 243H253L255 242L257 239L255 237L249 239ZM221 242V240H220ZM248 242V241H247ZM114 243V242H112ZM110 243V244H112ZM46 244H50V245H46ZM256 244V243H255ZM99 245V244H98ZM213 245V244H212ZM105 246V245H104ZM173 246V245H172ZM108 247V245L106 246ZM232 248V247H231ZM254 248V247H253ZM252 248V249H253ZM39 249V248H38ZM138 249V248H137ZM160 249V248H159ZM34 250V249H33ZM60 250V251H62ZM236 250V249H235ZM247 250V249H246ZM264 250V249H263ZM32 251V250H31ZM141 251V252H142ZM146 251V250H145ZM166 251V250H165ZM258 251V250H257ZM256 251V252H257ZM30 252V251H29ZM33 252V251H32ZM231 252V251H230ZM236 252V251H235ZM262 253V251H260ZM39 253V252H38ZM44 253V252H43ZM138 253V252H137ZM144 253V252H143ZM146 253V252H145ZM148 253V254H149ZM158 253V251H157ZM166 253V252H165ZM164 253V254H165ZM244 253V252H243ZM259 253V252H258ZM36 255V252H33L31 256ZM257 254V253H255ZM264 254V252H263ZM137 255V254H136ZM152 255V254H151ZM160 255V254H159ZM162 255V254H161ZM160 255V256H161ZM168 255V254H167ZM231 255V254H230ZM254 255V253H253ZM259 256V254H257ZM20 256V255H19ZM47 255H45L46 258ZM154 256V255H153ZM157 256V255H156ZM219 256V255H218ZM220 256H222V254H220ZM236 256V258H237ZM49 257V256H48ZM44 258V261H41L42 264H44L43 262H46L50 259L49 258ZM130 257V256H129ZM128 257V258H129ZM159 257V256H158ZM247 257V256H245ZM128 258L126 261H128ZM222 258V257H221ZM224 258V257H223ZM248 258V257H247ZM253 258V257H251ZM251 258H248V260H250ZM260 258V256H259ZM262 258V256H261ZM48 259V260H47ZM159 259V258H157ZM220 259V258H219ZM255 259V258H254ZM258 259V258H257ZM21 260V259H20ZM41 260V259H40ZM47 260V261H46ZM147 260V259H146ZM166 260H168V257L166 258ZM224 260V259H223ZM125 261V262H126ZM153 261V260H152ZM157 261V260H156ZM153 261V262H156ZM255 260L251 261V264L254 263ZM257 264H264V260H256ZM255 261V262H256ZM51 262V261H50ZM163 262V261H161ZM218 262V261H217ZM224 262V261H223ZM221 262V263H223ZM226 262V261H225ZM224 262V263H225ZM233 262V261H232ZM237 262V261H236ZM247 262V261H246ZM253 262V263H252ZM129 264V261L127 262ZM160 263V262H158ZM167 263V262H166ZM47 264H50L49 262H47ZM52 264V263H51ZM122 264V263H121ZM132 264V263H131ZM134 264V263H133ZM162 264V263H161ZM219 264V263H218ZM248 264V263H246Z\"/></svg>","mask_w":264,"mask_h":264}]
</instances>
